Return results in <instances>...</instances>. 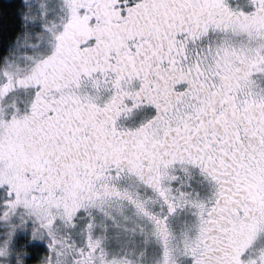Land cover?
<instances>
[{"label": "snow or ice", "instance_id": "1", "mask_svg": "<svg viewBox=\"0 0 264 264\" xmlns=\"http://www.w3.org/2000/svg\"><path fill=\"white\" fill-rule=\"evenodd\" d=\"M0 264H264V0H0Z\"/></svg>", "mask_w": 264, "mask_h": 264}]
</instances>
